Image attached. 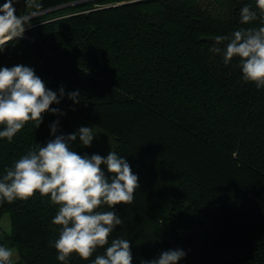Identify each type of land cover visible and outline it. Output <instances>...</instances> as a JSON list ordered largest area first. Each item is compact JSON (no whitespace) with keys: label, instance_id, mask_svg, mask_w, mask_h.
I'll return each mask as SVG.
<instances>
[{"label":"trees","instance_id":"16d2710c","mask_svg":"<svg viewBox=\"0 0 264 264\" xmlns=\"http://www.w3.org/2000/svg\"><path fill=\"white\" fill-rule=\"evenodd\" d=\"M245 6L256 13L248 24ZM34 12L0 50V68H32L59 112L0 138V178L32 148L92 127L91 145L77 135L70 150L115 152L139 187L132 203L97 209L122 224L88 260L57 259L50 196L0 201L10 223L0 246L15 248L13 264H93L115 238L129 241L132 264L170 249L185 252L178 264H264V88L243 80L238 57L225 64L215 40L201 39L264 26L256 0H39L15 14Z\"/></svg>","mask_w":264,"mask_h":264},{"label":"clouds","instance_id":"9594fccd","mask_svg":"<svg viewBox=\"0 0 264 264\" xmlns=\"http://www.w3.org/2000/svg\"><path fill=\"white\" fill-rule=\"evenodd\" d=\"M256 6L264 13V0H256ZM15 13L13 0L0 6V50L22 37L25 25L31 19ZM240 15L242 24L256 19V13L249 6L243 7ZM215 44L217 46L211 51L222 54L225 64L234 57L240 59L245 82L254 83L258 90L264 88V26L241 28L231 35H217ZM224 44L226 47H220ZM60 94L64 95L63 88ZM77 96L78 92L69 93V98L74 101ZM59 102L57 94L46 88L32 68L24 65L0 68V125L4 126L0 138L11 142L29 121H36L39 127L43 113L59 112V109L50 108ZM51 131L55 135V124ZM77 135L85 147L90 146L96 136L92 127H81L78 133L67 137L56 136L46 146L38 145L29 150L13 167L6 168V174L0 178V201L26 200L39 192L41 196H50L51 203L58 206L52 223L61 226L54 244L57 259L61 262H66L72 254L88 260L98 248L107 245L122 220L114 211L97 209L103 205L112 209L118 204L132 203L139 187L138 176L115 152H110L106 158L98 154L89 158L70 150L69 145ZM102 164L112 174L111 180L101 170ZM14 255V249L0 246V264H13ZM185 255L181 249H170L151 261H142V264H178ZM132 259L129 241L115 238L105 254L96 256L93 264H132Z\"/></svg>","mask_w":264,"mask_h":264},{"label":"crops","instance_id":"0c3cea01","mask_svg":"<svg viewBox=\"0 0 264 264\" xmlns=\"http://www.w3.org/2000/svg\"><path fill=\"white\" fill-rule=\"evenodd\" d=\"M38 1L39 0H31L29 3L28 0H13V7L16 9V13L25 12L33 8Z\"/></svg>","mask_w":264,"mask_h":264},{"label":"rangeland","instance_id":"374dc122","mask_svg":"<svg viewBox=\"0 0 264 264\" xmlns=\"http://www.w3.org/2000/svg\"><path fill=\"white\" fill-rule=\"evenodd\" d=\"M0 225L6 232H8L10 230L9 215L7 212L2 213V215L0 216ZM11 248L15 250L14 247H11ZM16 258H17V253L15 250V255L13 256L12 259L15 260Z\"/></svg>","mask_w":264,"mask_h":264},{"label":"water","instance_id":"95a60500","mask_svg":"<svg viewBox=\"0 0 264 264\" xmlns=\"http://www.w3.org/2000/svg\"><path fill=\"white\" fill-rule=\"evenodd\" d=\"M62 5H64V4H60V5H57V6H53V7L49 8V9H53L55 7H59V6H62ZM201 39L208 40V41H214L215 40L212 37H202Z\"/></svg>","mask_w":264,"mask_h":264},{"label":"built area","instance_id":"2783aa9c","mask_svg":"<svg viewBox=\"0 0 264 264\" xmlns=\"http://www.w3.org/2000/svg\"><path fill=\"white\" fill-rule=\"evenodd\" d=\"M40 12V11H39ZM39 12H34L35 14L39 13ZM32 13L28 14V15H25V16H31ZM26 27V26H25Z\"/></svg>","mask_w":264,"mask_h":264}]
</instances>
